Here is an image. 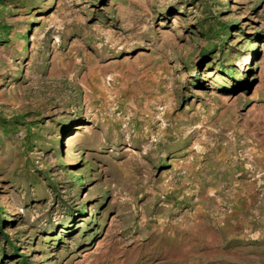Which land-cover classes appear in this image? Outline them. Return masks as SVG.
I'll use <instances>...</instances> for the list:
<instances>
[{"label":"rangeland","instance_id":"obj_1","mask_svg":"<svg viewBox=\"0 0 264 264\" xmlns=\"http://www.w3.org/2000/svg\"><path fill=\"white\" fill-rule=\"evenodd\" d=\"M0 264H264V0H0Z\"/></svg>","mask_w":264,"mask_h":264},{"label":"bare ground","instance_id":"obj_2","mask_svg":"<svg viewBox=\"0 0 264 264\" xmlns=\"http://www.w3.org/2000/svg\"><path fill=\"white\" fill-rule=\"evenodd\" d=\"M70 144H71V136H70V138L67 141V145L70 146Z\"/></svg>","mask_w":264,"mask_h":264},{"label":"trees","instance_id":"obj_3","mask_svg":"<svg viewBox=\"0 0 264 264\" xmlns=\"http://www.w3.org/2000/svg\"><path fill=\"white\" fill-rule=\"evenodd\" d=\"M204 54H207V52H205Z\"/></svg>","mask_w":264,"mask_h":264}]
</instances>
